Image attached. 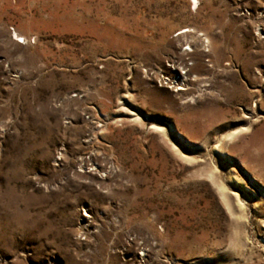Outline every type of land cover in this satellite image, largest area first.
Returning <instances> with one entry per match:
<instances>
[{
    "label": "rangeland",
    "instance_id": "374dc122",
    "mask_svg": "<svg viewBox=\"0 0 264 264\" xmlns=\"http://www.w3.org/2000/svg\"><path fill=\"white\" fill-rule=\"evenodd\" d=\"M0 264H264V0H0Z\"/></svg>",
    "mask_w": 264,
    "mask_h": 264
},
{
    "label": "bare ground",
    "instance_id": "6f19581e",
    "mask_svg": "<svg viewBox=\"0 0 264 264\" xmlns=\"http://www.w3.org/2000/svg\"><path fill=\"white\" fill-rule=\"evenodd\" d=\"M197 1L198 0H191V2L192 3H197ZM184 33V32H183ZM182 32H181V34H183ZM17 36V35H16ZM18 37V36H17ZM23 40V39H22ZM188 44V43H187ZM186 64V63H185ZM184 68H186L185 70H186V76L184 77V78H186L187 76H188V70H187V68H188V65L186 64V66L185 65H182ZM188 78V77H187ZM182 81V80H181ZM182 83H183V85L185 86V84H184V81H182ZM231 136H233V134L231 135ZM88 227V226H87ZM86 227V229H88ZM90 232V231H89ZM138 263H140V262H138Z\"/></svg>",
    "mask_w": 264,
    "mask_h": 264
},
{
    "label": "built area",
    "instance_id": "2783aa9c",
    "mask_svg": "<svg viewBox=\"0 0 264 264\" xmlns=\"http://www.w3.org/2000/svg\"><path fill=\"white\" fill-rule=\"evenodd\" d=\"M18 42H20V43H23V40L22 39H19V40H17Z\"/></svg>",
    "mask_w": 264,
    "mask_h": 264
}]
</instances>
